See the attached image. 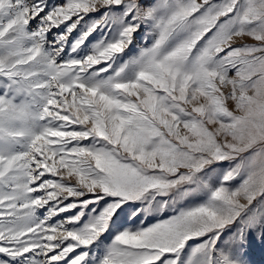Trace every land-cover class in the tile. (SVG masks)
<instances>
[{
	"label": "snow or ice",
	"instance_id": "6c2138e0",
	"mask_svg": "<svg viewBox=\"0 0 264 264\" xmlns=\"http://www.w3.org/2000/svg\"><path fill=\"white\" fill-rule=\"evenodd\" d=\"M0 264H264V0H0Z\"/></svg>",
	"mask_w": 264,
	"mask_h": 264
}]
</instances>
